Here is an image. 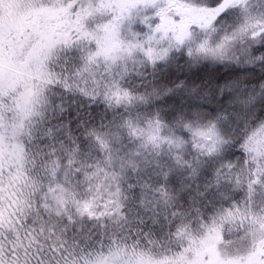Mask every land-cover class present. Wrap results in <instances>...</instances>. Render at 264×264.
<instances>
[{
    "label": "snow or ice",
    "instance_id": "6c2138e0",
    "mask_svg": "<svg viewBox=\"0 0 264 264\" xmlns=\"http://www.w3.org/2000/svg\"><path fill=\"white\" fill-rule=\"evenodd\" d=\"M0 264H264V0H0Z\"/></svg>",
    "mask_w": 264,
    "mask_h": 264
}]
</instances>
